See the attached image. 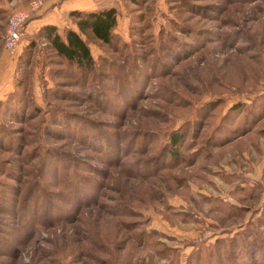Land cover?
<instances>
[{"label":"rangeland","instance_id":"obj_1","mask_svg":"<svg viewBox=\"0 0 264 264\" xmlns=\"http://www.w3.org/2000/svg\"><path fill=\"white\" fill-rule=\"evenodd\" d=\"M28 1L0 0V54ZM122 11L140 20L130 57L90 40L111 62L98 55L88 85L36 38L31 118L4 117L30 145L0 146L27 172L20 185L0 175V264H264V0Z\"/></svg>","mask_w":264,"mask_h":264},{"label":"trees","instance_id":"obj_2","mask_svg":"<svg viewBox=\"0 0 264 264\" xmlns=\"http://www.w3.org/2000/svg\"><path fill=\"white\" fill-rule=\"evenodd\" d=\"M127 1L134 4V6L139 7L147 4L149 0ZM71 15L76 17L77 30L66 28L59 32L56 26L45 25L41 27L36 36L31 37L29 43L22 49L16 64L17 70L14 90L9 93L3 101L0 102V146L8 147L9 149L7 150L16 149L19 147V151L16 153V155L20 157H22L24 154V148L30 145V143L24 138V128H19L18 131H13V128L6 127L7 124L4 121V117H8V121H10V123L14 121L24 123L26 116L27 119L31 118L32 113H26L27 107H25V100H22V96L29 92V85L22 77V73H24L25 69L31 67L30 57L32 54L31 52L35 47L36 38L42 39L44 44L48 46L52 53L60 58L65 66L72 68L75 72L74 76L77 79H80L81 84L84 85H88L89 76H91V74L96 71V67L99 66L100 63L97 60L100 62H105L107 59L102 56L103 54L99 55L97 60L92 56L89 45L90 40L96 41L101 46L107 48V50L111 49L115 53H121L124 58H128L127 56H129L126 51L130 42L122 40L113 32L117 25V9L115 7H105L96 11H74L71 13ZM32 17H34V14H31L28 20ZM138 17L139 16L133 20L131 19V21L139 22L140 20H137ZM131 28L132 25L129 27V37L131 36ZM27 55L28 57L26 58ZM107 60L110 61L109 59ZM97 63H99L98 66ZM91 83L93 82L91 81ZM33 107L34 112H40L38 106ZM16 112H20L21 114L18 115ZM14 117L18 119L15 120ZM50 127H48L50 132L51 130L54 132L57 131ZM27 135L30 137V134ZM4 139H7L6 143L4 142ZM181 139L180 133H174L172 135L171 142L175 146ZM37 140L40 141V137ZM13 146L15 147L11 148ZM51 147L47 148L48 153L50 152L52 156L53 152L59 153V150ZM34 149L35 151L33 153L35 154L32 155L30 153H26L25 156H23V161L21 160L22 164L25 163V165H29L31 161L38 156L39 151H36V148ZM46 159V156H44L43 164L45 163ZM57 161L58 163H61L60 158H58ZM12 163L13 162L11 159L3 160L2 163L0 162V175L6 177L7 179L15 180L18 185L23 184V176L19 175L27 173H24L25 166H22L21 169L18 166L19 170L22 172H16L15 170H12V168H6V166L12 165ZM6 185L9 186V184H5V182L0 181V187H5ZM8 186H6V188H9ZM0 189L3 190L2 188ZM1 190L0 200H3V194L6 192L3 190V193H1ZM12 191L13 196H15L20 190L17 188V186H13Z\"/></svg>","mask_w":264,"mask_h":264},{"label":"crops","instance_id":"obj_3","mask_svg":"<svg viewBox=\"0 0 264 264\" xmlns=\"http://www.w3.org/2000/svg\"><path fill=\"white\" fill-rule=\"evenodd\" d=\"M128 3L134 5L127 0H62L55 4L48 2L43 9L33 13L34 17L28 20L22 39V49L31 37L36 36L41 27L54 25L59 32L66 28L77 30L76 17L71 15L72 12L96 11L105 7H115L117 9V25L113 32L122 40L128 41L129 29L127 27H129L128 22L131 18H128L127 14L122 11L123 6L128 5ZM90 51L94 58L100 52L99 50L96 51L95 56L91 47ZM14 63L2 50L0 54V102L14 90L16 80V66H14Z\"/></svg>","mask_w":264,"mask_h":264},{"label":"built area","instance_id":"obj_4","mask_svg":"<svg viewBox=\"0 0 264 264\" xmlns=\"http://www.w3.org/2000/svg\"><path fill=\"white\" fill-rule=\"evenodd\" d=\"M62 0H29L25 9L11 12L7 19L2 50L12 59L17 60L22 51V39L29 16L43 9L48 2L53 4Z\"/></svg>","mask_w":264,"mask_h":264}]
</instances>
